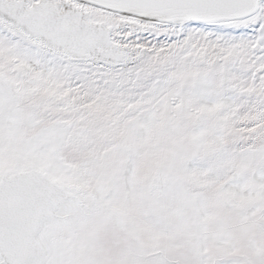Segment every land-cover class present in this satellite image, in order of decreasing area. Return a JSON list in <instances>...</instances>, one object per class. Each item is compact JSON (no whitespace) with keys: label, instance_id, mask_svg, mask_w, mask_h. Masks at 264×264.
<instances>
[{"label":"snow or ice","instance_id":"6c2138e0","mask_svg":"<svg viewBox=\"0 0 264 264\" xmlns=\"http://www.w3.org/2000/svg\"><path fill=\"white\" fill-rule=\"evenodd\" d=\"M0 264H264V0H0Z\"/></svg>","mask_w":264,"mask_h":264}]
</instances>
